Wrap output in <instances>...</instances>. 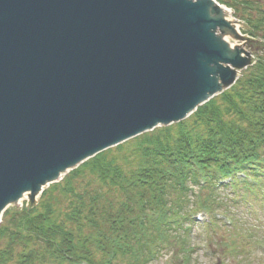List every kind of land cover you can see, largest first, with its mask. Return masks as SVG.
Instances as JSON below:
<instances>
[{"label": "water", "instance_id": "95a60500", "mask_svg": "<svg viewBox=\"0 0 264 264\" xmlns=\"http://www.w3.org/2000/svg\"><path fill=\"white\" fill-rule=\"evenodd\" d=\"M214 2L0 0V216L230 86L247 61L213 46L230 25Z\"/></svg>", "mask_w": 264, "mask_h": 264}, {"label": "trees", "instance_id": "16d2710c", "mask_svg": "<svg viewBox=\"0 0 264 264\" xmlns=\"http://www.w3.org/2000/svg\"><path fill=\"white\" fill-rule=\"evenodd\" d=\"M249 1L250 33L264 39V0ZM226 180L264 196V55L187 119L94 155L35 205L7 208L0 264H148L173 244L168 232H185L192 198L207 208Z\"/></svg>", "mask_w": 264, "mask_h": 264}, {"label": "rangeland", "instance_id": "374dc122", "mask_svg": "<svg viewBox=\"0 0 264 264\" xmlns=\"http://www.w3.org/2000/svg\"><path fill=\"white\" fill-rule=\"evenodd\" d=\"M222 1L231 3L236 12L229 8L230 21H226L230 25L216 28L217 34L227 31L228 41L239 49L241 56L245 57L247 62H254L257 55H264V39L260 36L253 37L250 33L251 25L247 16L250 13L257 15L252 3L249 0ZM218 13L215 12L216 15H219ZM244 68L245 66L234 68L236 76H239ZM205 195H208V192L204 191L201 198L206 197ZM254 196L252 192L240 187L233 190L228 187L224 191L212 193L208 207L202 208L212 211L214 215L218 214L217 219L223 220L215 222V226L207 224V214L213 217L212 214L202 211L199 207L201 210L195 212L197 202L192 198L190 214L197 221H191L188 225L185 222V232L182 229L179 231L178 228L168 232L173 244L162 248L148 264H264V200ZM239 197L241 199L235 203L234 199ZM38 200V194L33 198L26 195L11 206L21 208L27 204L35 205ZM222 213H225L226 217ZM228 220H231V223ZM180 236H183L187 243H180Z\"/></svg>", "mask_w": 264, "mask_h": 264}, {"label": "bare ground", "instance_id": "6f19581e", "mask_svg": "<svg viewBox=\"0 0 264 264\" xmlns=\"http://www.w3.org/2000/svg\"><path fill=\"white\" fill-rule=\"evenodd\" d=\"M195 1V0H194ZM214 6H217L218 8V14L219 16H222L223 18L227 19L228 21H230V14H231V11L223 6V5H218L217 3H213ZM222 40H223V43H217V42H213V46H215L216 48H221L222 50V54L225 56V57H231L233 55V48H234V45L232 43H230L228 41V38H227V31H225L224 33H221V34H217ZM222 45H225L226 48H222ZM65 173V171H60L58 173V175L54 178V179H51V180H48L46 184H44L43 186H46L52 182H54L55 179H58L60 176H62L63 174ZM30 192L29 190H24L21 192L20 196L17 198V199H21L22 196H26V195H29ZM19 201V200H18ZM17 201V202H18ZM11 203H15L13 201L9 202V204ZM8 204V205H9Z\"/></svg>", "mask_w": 264, "mask_h": 264}]
</instances>
